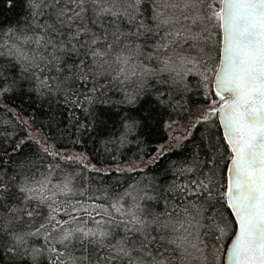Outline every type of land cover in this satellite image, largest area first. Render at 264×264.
I'll list each match as a JSON object with an SVG mask.
<instances>
[{
	"label": "snow or ice",
	"instance_id": "obj_1",
	"mask_svg": "<svg viewBox=\"0 0 264 264\" xmlns=\"http://www.w3.org/2000/svg\"><path fill=\"white\" fill-rule=\"evenodd\" d=\"M143 3L23 0L22 26L0 28V96L27 80L40 95L83 107L115 84L135 104L149 81L187 90L188 78L198 77L209 103L196 124L220 132V143L213 133L207 145L205 167H213L175 168L195 178L171 185L174 201L157 212L146 203L156 200L154 186L109 195L84 176L99 172L95 165L40 141L63 166L5 168L4 156L25 141L4 145L0 247L35 260L42 249L29 241L41 239L50 264H264V0H154L152 26L141 18ZM134 170L142 171L127 169Z\"/></svg>",
	"mask_w": 264,
	"mask_h": 264
},
{
	"label": "trees",
	"instance_id": "obj_2",
	"mask_svg": "<svg viewBox=\"0 0 264 264\" xmlns=\"http://www.w3.org/2000/svg\"><path fill=\"white\" fill-rule=\"evenodd\" d=\"M13 3L9 9L5 0H0V28L22 26L27 14L23 0H13ZM153 3L154 0H144L141 6V18L149 26H152ZM192 54L196 53L193 51ZM8 74L18 76V70H10ZM35 87L27 80L18 81L12 91L0 96V148L25 141L18 154L4 156L5 168L36 164L43 171V164L59 163L63 166V161L40 151L36 143L40 141L54 146V151L65 156L80 154L84 157V164L95 165L100 171L84 169V176L91 178L89 182L93 188L108 189L109 195L122 192L129 184L148 185L150 189L154 186L155 191L150 190L149 195L155 196L156 200L146 203L155 211L163 212V202L174 201L168 188L174 183L195 178L193 173L177 176L175 168L199 164L198 171L207 172L213 167L210 164L205 167L211 153L207 145L213 142V133L216 135L214 142L220 143V132L216 126L197 125V119L192 122L187 139L178 145L167 146L164 154L159 153V144L168 136L167 121L185 117L209 102L198 77L188 78L187 90L182 85L176 87L149 81L147 91L141 93L135 104L127 102V89L120 91L115 84L93 94L92 102L83 104V107L65 103L62 94L40 95ZM76 87L86 92L83 85ZM161 94H164L163 98L157 103L156 98ZM132 121H136L137 126L127 131L124 125ZM66 151L75 153L67 154ZM2 155L4 153L0 151ZM215 155L213 153V158ZM72 167L80 170L77 165ZM129 168L142 171H127ZM217 176L219 178V172ZM175 202L179 203L178 200ZM29 246L41 248L42 254L33 260L30 251L10 252L0 247V264H50L41 239L30 240Z\"/></svg>",
	"mask_w": 264,
	"mask_h": 264
},
{
	"label": "rangeland",
	"instance_id": "obj_3",
	"mask_svg": "<svg viewBox=\"0 0 264 264\" xmlns=\"http://www.w3.org/2000/svg\"><path fill=\"white\" fill-rule=\"evenodd\" d=\"M208 103L198 109L196 112L190 113L185 117L167 121L166 128L168 136L164 142L159 144V148H161V146L166 148L169 145L172 146L181 143L182 140L185 138V134L190 132L192 122L203 114L205 108L208 106ZM34 134H36V132H34ZM66 153L73 154L75 152L66 151Z\"/></svg>",
	"mask_w": 264,
	"mask_h": 264
},
{
	"label": "water",
	"instance_id": "obj_4",
	"mask_svg": "<svg viewBox=\"0 0 264 264\" xmlns=\"http://www.w3.org/2000/svg\"><path fill=\"white\" fill-rule=\"evenodd\" d=\"M225 264H227V261L225 260Z\"/></svg>",
	"mask_w": 264,
	"mask_h": 264
}]
</instances>
